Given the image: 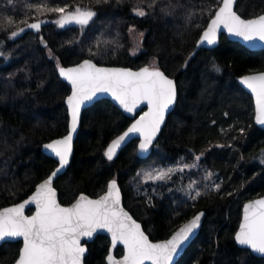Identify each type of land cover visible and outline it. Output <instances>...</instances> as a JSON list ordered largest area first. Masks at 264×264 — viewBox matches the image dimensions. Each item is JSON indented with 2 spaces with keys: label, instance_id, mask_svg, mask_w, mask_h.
I'll return each mask as SVG.
<instances>
[{
  "label": "trees",
  "instance_id": "16d2710c",
  "mask_svg": "<svg viewBox=\"0 0 264 264\" xmlns=\"http://www.w3.org/2000/svg\"><path fill=\"white\" fill-rule=\"evenodd\" d=\"M37 5L96 15L87 25L60 27L54 22L59 13L37 11ZM218 7L219 0H0V210L27 198L58 166L43 145L69 130L71 89L59 67L91 59L160 68L176 80L178 101L148 157L138 155L134 140L107 159V147L131 119L110 100L98 101L84 111L71 164L55 182L60 202L70 205L80 194L98 197L115 179L125 207L154 241L206 211L200 234L177 264H264L235 241L243 205L264 195V129L255 123L252 98L238 84L239 77L264 71V51L223 35L218 47L193 56ZM236 10L256 17L264 13V0H238ZM28 23H40V30ZM132 28L143 34L137 55L131 53ZM184 165L195 167L179 171ZM168 169H177L170 179H145L147 172ZM197 190L202 194L193 198ZM21 246L1 245L0 262L13 264ZM88 248L85 264H106L108 237L99 235Z\"/></svg>",
  "mask_w": 264,
  "mask_h": 264
},
{
  "label": "snow or ice",
  "instance_id": "6c2138e0",
  "mask_svg": "<svg viewBox=\"0 0 264 264\" xmlns=\"http://www.w3.org/2000/svg\"><path fill=\"white\" fill-rule=\"evenodd\" d=\"M235 3L236 0H219V7L203 32L200 43L215 44L217 32L221 28L245 41L264 42V14L253 19H242L233 10ZM67 7L37 5L36 10L59 13L60 17L54 22L60 27L68 23L87 25L96 15L92 10L79 7L69 12ZM135 11L139 16L146 14L142 9ZM7 22L10 25L13 23L11 19ZM20 23L27 21L21 20ZM40 26V23L27 24L28 28L36 31L40 30ZM17 34L14 31L11 35L15 37ZM59 72L72 85V94L66 101L71 110V130L62 139L43 145L58 158V167L37 186L35 194L24 203L0 211V242H5L6 238H22L23 247L15 264H82L86 248L81 245V239H90L93 233L102 229L111 233L113 247L119 241L127 249V255L122 261L114 260L109 255V264H145L146 261L151 264H172L173 257L200 227V219L204 215L202 212L183 225L170 239L163 243H152L141 230L140 224L121 206L120 190L115 179L108 184L106 194L99 199L93 200L81 195L70 207H63L57 202L52 181L69 163L72 133L76 130L80 107L85 101L91 100L97 93H110L129 113L142 102L149 106V111L140 116L128 132L112 141L105 152L107 159L112 160L116 148L128 133H139L143 137L140 150L146 152L149 149L160 131L166 111L176 100L175 81L155 67L152 70L145 67L132 72L127 69L97 67L89 60L75 68L60 67ZM242 83L255 94L256 123L264 125V74L245 76ZM195 159L199 160L200 157ZM184 167L195 165H184L178 170L183 171ZM176 171L168 169L159 170L155 174L147 172L145 179L163 181L170 179ZM210 177L211 173H208L206 178ZM187 187L192 190L194 184L189 183ZM213 188L215 191L220 190L219 184ZM201 194L198 190L194 191L193 198ZM27 204L36 205L38 210L35 215H24ZM235 240L252 252L264 255V198L245 205L243 223Z\"/></svg>",
  "mask_w": 264,
  "mask_h": 264
},
{
  "label": "water",
  "instance_id": "95a60500",
  "mask_svg": "<svg viewBox=\"0 0 264 264\" xmlns=\"http://www.w3.org/2000/svg\"><path fill=\"white\" fill-rule=\"evenodd\" d=\"M237 4H238V0H236V3H235V5H234V7H233V10L236 11V12H237V10H236ZM237 14L240 15L238 12H237ZM263 14H264V13H263ZM240 16H241V15H240ZM256 17H257V16H256ZM256 17H253V18H256ZM213 18H214V15H213V17L210 19L208 25L211 23V20H212ZM241 18H242V19H253V18H244V17H242V16H241ZM76 25H79V24H76V23H68V24H65L64 27L69 28V27H73V26H76ZM208 25H207V26H208ZM206 29H207V27L203 30V32H204ZM35 31H36V30H35ZM203 32L201 33V36H200L199 40L197 41L195 51L193 52V56H196L197 52H198L199 50H201V49H215L216 47H218V46H219V43H220V40H221V37H222L223 35H225V36H226L229 40H231V41H234V42H238V43H240L241 45H243L244 47H246L248 50L256 51V52H257V51H264V42H261V41H259V40L251 41V42H250V41H245V40H243L241 37H236V36H233V35L229 34V33L227 32V30H225V29H223V28H221V29L217 32V35H216V43H215V44H211V45H209V44H207V42L200 43V41H201V39H202ZM85 60H89V61H91V62L94 63L97 67H101V68L127 69V70H130V71H132V72H137V71H140L142 68L147 67V66H144V67H140V68H131V67H124V66L100 65V64L96 63L95 61H93V60H91V59H85ZM85 60H83V61H81V62H79V63H77V64H75V65H71V66H61V67L65 68V69H67V68H75V67L79 66L80 64H82ZM59 68H60V67H59ZM59 68H58V73H59L60 78H61L65 83H67L68 86H69L70 89H71V93L68 95V96H70V95L72 94V85H71V83H70L68 80H66L63 76L60 75ZM148 68H149L150 70H152L151 67H148ZM158 69H159L160 71L164 72L162 69H160V68H158ZM164 74H165L168 78L173 79L172 77L168 76L165 72H164ZM260 74H264V71L245 74V75H243V76H241V77L238 78V84L244 89V91H245L246 93H248V95H249V96L252 98V100H253V103H254V110H255V123H256V116H257L256 96H255V94L252 92V90H251L250 88L247 87V85H245L244 83H242V80H243V78H244L245 76H253V75H260ZM173 80L175 81V84H176V100H175L174 104L170 105L169 108H168V110L166 111L165 116H164V121H163V123H162L161 126H160V131L156 134V137H155V139L152 141V144H151V146L149 147V149H148L146 152H142V151L140 150L139 145H140V143L143 141V137H142L139 133H128V135H127V136L125 137V139L121 142V144L119 145V147L116 148V150H115V155H114L113 158H115V157L120 153V151H121L124 147H126L129 143H131V142L134 141V140H137V141H138V147H137L138 155H139L141 158H143V159L148 157L151 147H152L154 144H156V142L159 140V138H160V136H161V133H162V131H163V129H164L166 123H167L168 117H169V116L171 115V113L174 111V109H175V107H176V104H177V101H178V88H177V83H176V80H175V79H173ZM104 99H108V100H110V101H111V102H112L117 108H119V109L124 113V115H125L127 118L131 119V123H130V125H129V126H128V127H127V128L121 133V134H119L117 137H115L113 140L117 139L119 136L124 135L125 132H128V129L131 128V126H132V125H133V124H134V123L140 118V116L144 115L146 112L149 111V106L147 105V103L142 102V103H140V104L134 109V111H133L132 113H129V112L125 111V109L123 108V106H121L120 103H119V102H118V101H117V100H116V99H115L110 93H97L95 97H93V98H92L91 100H89V101H85V102L81 105V107H80V111H79V118H78L77 127H76L75 132L72 133V141H71V156L69 157V163H68V165H67L64 169H62V170L56 175V177L53 178V181H52V187L55 189L57 202L60 203L61 206H63V207H70L72 204H74V203L79 199V197H80L81 195L87 196L89 199H93V200H95V199H99L101 196L105 195L106 192H107V190H106L102 195H100V196H98V197H91V196L86 195V194H80V195L77 197V199H76L73 203H71L70 205H63V204L60 202V200H59L58 191H57V189L55 188V182H56V180H57L60 176H62V175L67 171L68 167H69L70 164H71V161H72V158H73V155H74V151H75V142H76V139H77V136H78L79 130H80V128H81L82 116H83L84 111H85L86 109L92 107V106H93L94 104H96L98 101H101V100H104ZM66 101H67V98H66ZM66 106H67L68 114H69V130H68V133H67L66 135H64V136H62V137H60V138H57V139H62L63 137L67 136V135L69 134L70 130H71V119H72V117H71V110H70V108H69L67 102H66ZM256 125H257L258 127L262 128V129H264V125H260V124H258V123H256ZM57 139H54V140H52V141H50V142H48V143H51V142H53V141H55V140H57ZM113 140H112V141H113ZM48 143H46V144H48ZM111 143H112V142H111ZM111 143L109 144V146L111 145ZM109 146H108V147H109ZM108 147H107V149H108ZM106 151H107V150H106ZM43 152H44L48 157L54 159V160L58 163V158H56V157L54 156V154H53L50 150L45 149V148L43 147ZM57 167H58V166H57ZM57 167H56V168H57ZM56 168H55V169H56ZM46 179H47V178H46ZM44 180H45V179H44ZM44 180H43V181H44ZM43 181H41L40 183H42ZM111 181H112V180H111ZM111 181H110V182H111ZM110 182H109V183H110ZM116 182H117V185H118L119 190H120L121 206L124 208L125 211H127V212L129 213V215L132 217L133 220H135L138 224H140V226H141V230L144 232L145 235L148 236L150 242H152V243H163L164 241L170 239V238L172 237V235H173L176 231H178L183 225H185L186 223H188V222H189V221H190L195 215H197V214H199V213H201V212L204 214V215L201 217V219H200V227L195 231L194 235L190 238V240H189L188 242H186V243L182 246V250L178 251V254H177L176 256L173 257L172 264H177L178 261L181 259V257L184 255V253H185V251L187 250V248H188V247H189V246H190V245L196 240V238H197L198 235L200 234L201 229H202L203 224H204V221H205V218H206V215H207L206 211L201 210V211L197 212L194 216H192V217H191L190 219H188L185 223H183L181 226H179V227H178V228L172 233V235H171L169 238L164 239V240L154 241V240H152V239L150 238V236L148 235V233L145 231V229H144L142 223H141L139 220H137V219L132 215V213H131V212L125 207V205H124V200H123V194H122L121 188H120L119 183H118L117 180H116ZM40 183H39V184H40ZM39 184H38V185H39ZM38 185H37V186H38ZM37 186L35 187V190H34V191H33V192H32L27 198L23 199L22 201H20V202H18V203H16V204L6 206V207L2 208L0 211H3L5 208L15 207L17 204L24 203L25 200H29V199L31 198V196L35 194V191H36ZM261 198H264V195H263V196H260V197H256V198H254V199H251V200L247 201V202L243 205V207H242L241 221H240V224H239V227H238V230H237L236 234L238 233V231H239V229H240V226H241V224L243 223V216H244V208H245V205H247L248 203H250V202H252V201H254V200L261 199ZM30 210H32V212H31V213H28ZM37 210H38V209H37V207H36L35 204H27V205L25 206V209H24V215H25V216H29V217H30V216H33V215L36 214ZM236 234H235V236H236ZM99 235L106 236V237H108L109 240H110V248H109V252H108V254H107V256H106V264H109V261L107 260V257H108L109 255H111V256L114 258V260L122 261L123 258H124V256L127 255V249L125 248V246H124L123 244H121V243L118 241V242L116 243V245L113 247V246H112V243H111V233L107 232L106 230H102V229H100V230H97L95 233H93V236H92L90 239L87 238V237H84V238L81 239V245L84 246V247L86 248V252H85L84 255H83L82 264H85V258H86L87 255L89 254L88 244L91 243V242H93V241H94ZM235 241H236V240H235ZM8 242H22L21 249H22V247H23V241H22V238H14V239L6 238L5 242H0V246L3 245L4 243H8ZM236 244H237L238 247L241 248V249H247V250H249L254 256L264 258V255H261V254H258V253H254V252H252V250H251L250 248H248L247 246H242V245L238 244L237 242H236ZM118 248L123 249V255H122V256H117V255H116V250H117ZM21 249H20V251H21ZM17 259H18V258H17ZM17 259H16V260H17ZM15 262H16V261H15ZM15 262H14L13 264H15ZM0 264H3V263L0 262ZM145 264H151V262H150V261H146Z\"/></svg>",
  "mask_w": 264,
  "mask_h": 264
},
{
  "label": "rangeland",
  "instance_id": "374dc122",
  "mask_svg": "<svg viewBox=\"0 0 264 264\" xmlns=\"http://www.w3.org/2000/svg\"><path fill=\"white\" fill-rule=\"evenodd\" d=\"M130 37L132 41V55H137L142 51V41H143V34L135 29L130 30Z\"/></svg>",
  "mask_w": 264,
  "mask_h": 264
}]
</instances>
